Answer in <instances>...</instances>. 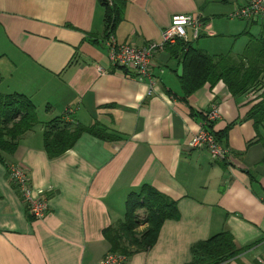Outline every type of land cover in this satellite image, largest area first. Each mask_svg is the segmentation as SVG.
Returning <instances> with one entry per match:
<instances>
[{
	"label": "crops",
	"instance_id": "0c3cea01",
	"mask_svg": "<svg viewBox=\"0 0 264 264\" xmlns=\"http://www.w3.org/2000/svg\"><path fill=\"white\" fill-rule=\"evenodd\" d=\"M248 2L129 0L115 35L140 47L160 42L180 13L201 16L200 37L237 35L261 20L262 33L264 19H240L244 26L230 18ZM103 29L104 9L97 0H0V91L28 94L42 120L69 112L68 120L98 119L127 136L105 140L83 132L73 147L50 158L37 125L16 152L3 153L0 264H100L110 250L103 229L124 216L127 194L144 183L175 198L180 216L167 218L156 242L128 255L125 264H187L193 243L224 229L237 247L253 244L222 264H257L264 256V146L253 119L245 117L253 104L249 95H233L220 80L206 82L184 101L181 55L173 45L154 54L152 87L148 78L115 66L106 45L90 40ZM189 35L192 45L200 39ZM212 107L220 114L207 127L232 124L227 142L218 138L231 159L214 160L208 150L187 145ZM11 162L24 164L34 195L48 198L44 217L29 212L9 177Z\"/></svg>",
	"mask_w": 264,
	"mask_h": 264
},
{
	"label": "trees",
	"instance_id": "16d2710c",
	"mask_svg": "<svg viewBox=\"0 0 264 264\" xmlns=\"http://www.w3.org/2000/svg\"><path fill=\"white\" fill-rule=\"evenodd\" d=\"M97 1L104 9V29L101 36L90 34L94 37L90 40L106 47V40L111 34L115 35L120 23L125 19L129 0ZM244 32L252 36L250 30ZM171 48H177L181 55L180 97L186 102L188 97L206 82L214 85L223 80L233 95L262 90L260 95L250 100L253 104L245 117L253 119L257 139L264 146V25L262 33L259 36L253 35L244 50L237 54H233L232 50L211 54L184 40H178ZM125 71L127 72L126 69ZM1 80L0 72V82ZM114 105L115 103H109L106 106ZM65 114L69 112L42 120L38 115L37 104L28 94L0 91V161L7 164L3 153L16 152L20 139L37 125L43 128V146L50 158L57 157L73 147L83 132L105 140L127 138L98 119L86 124L68 120ZM192 114L197 115L198 112L192 109ZM231 125L229 123L220 130H214L216 136L226 141ZM210 126H213V123ZM250 178L252 182L256 181L251 172ZM179 216L180 210L175 198L150 183H144L129 191L124 216L118 222L105 227L103 233L110 243V251L128 256L135 251L150 248L156 242L164 221ZM139 223H146L142 232L137 230ZM252 244L237 247L233 234L224 229L207 239L193 243L192 259L187 264H222Z\"/></svg>",
	"mask_w": 264,
	"mask_h": 264
},
{
	"label": "built area",
	"instance_id": "2783aa9c",
	"mask_svg": "<svg viewBox=\"0 0 264 264\" xmlns=\"http://www.w3.org/2000/svg\"><path fill=\"white\" fill-rule=\"evenodd\" d=\"M231 17L248 21L264 19V0H249L245 5L235 8ZM203 26L202 18L198 14H175L171 23L163 29L160 42L152 41L141 47L135 44L121 43L117 40L116 35L111 34L105 42L109 60L115 66L126 69L139 79L148 78L153 87L156 83L152 71L156 65L154 54L166 48L167 45L176 44L178 40L188 41L189 32L193 39L199 38ZM148 93L151 94L152 91L149 90ZM250 94L255 96L254 92H250ZM70 110L72 111V109ZM206 116L208 121L216 119L219 116V109L212 107ZM187 145L190 148L206 147L214 158L225 157L227 153L226 145L204 123L188 139ZM8 171L10 179L17 184L29 212L35 217H44L49 209V200L46 197L34 195L28 168L22 163L11 162L8 165ZM126 260L125 254L109 251L100 259V264H125ZM257 264H264V256L258 258Z\"/></svg>",
	"mask_w": 264,
	"mask_h": 264
},
{
	"label": "rangeland",
	"instance_id": "374dc122",
	"mask_svg": "<svg viewBox=\"0 0 264 264\" xmlns=\"http://www.w3.org/2000/svg\"><path fill=\"white\" fill-rule=\"evenodd\" d=\"M230 18L233 20H236V22L237 21L241 22L244 26H246L245 21H242V20L236 19V18H232V17H230ZM225 19H227V18L225 17ZM227 20H229V19H227ZM261 23H262V20L259 23L252 25L251 30H250L252 36L253 35L259 36L261 34ZM234 29H236V28H234ZM231 30H233V29H231ZM244 31L245 30H243V28H239L237 35H231L228 32H224V33L220 32L219 35H216V34L208 35V34H206V35H203L202 37H200V39L194 41L193 45L195 47H198V48H220V52L223 51L222 53H225L229 50H232L233 54H237V53L242 52L244 50L246 44L252 38V36L249 33H245ZM212 52L213 51H211V53ZM250 92H254L255 96H252L250 94ZM261 92H262L261 89L252 90V91H249L247 94L249 95L250 100H252L257 95H260ZM214 121H212L210 123H214ZM145 225H146V223H142L141 225L139 223L137 226V230L142 232L144 230L143 227L145 228ZM112 252H116V251H112ZM117 253H120V252H117Z\"/></svg>",
	"mask_w": 264,
	"mask_h": 264
},
{
	"label": "bare ground",
	"instance_id": "6f19581e",
	"mask_svg": "<svg viewBox=\"0 0 264 264\" xmlns=\"http://www.w3.org/2000/svg\"><path fill=\"white\" fill-rule=\"evenodd\" d=\"M220 114V113H219ZM219 117V116H218ZM217 117V118H218ZM216 118V119H217ZM216 119H214V120H216ZM214 120H212V121H214ZM212 121H208V120H206V121H204V125L207 127V123H208V125H210V122H212ZM207 128H209V127H207ZM194 148H202V149H206V150H208V152H209V154H210V156H211V158L212 159H214V160H228V159H231V151L229 150V148H227V153H226V155H225V157H222V158H214L212 155H211V153H210V151H209V149H207L206 147H194ZM194 148H192V149H194ZM15 183V182H14ZM15 185L17 186V184L15 183ZM18 187V186H17Z\"/></svg>",
	"mask_w": 264,
	"mask_h": 264
}]
</instances>
